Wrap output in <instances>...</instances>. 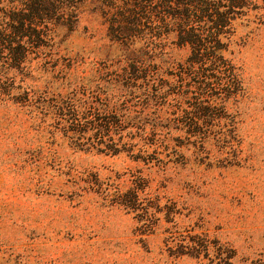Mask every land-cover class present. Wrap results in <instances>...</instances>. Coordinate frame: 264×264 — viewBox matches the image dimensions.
I'll list each match as a JSON object with an SVG mask.
<instances>
[{
  "label": "rangeland",
  "instance_id": "374dc122",
  "mask_svg": "<svg viewBox=\"0 0 264 264\" xmlns=\"http://www.w3.org/2000/svg\"><path fill=\"white\" fill-rule=\"evenodd\" d=\"M108 11L87 1L21 68L0 66V264H264V0L233 20L242 91L203 144L177 120L190 95L171 63L190 48L145 19L126 35ZM106 104L132 122L72 123ZM136 186L131 211L118 193Z\"/></svg>",
  "mask_w": 264,
  "mask_h": 264
},
{
  "label": "trees",
  "instance_id": "16d2710c",
  "mask_svg": "<svg viewBox=\"0 0 264 264\" xmlns=\"http://www.w3.org/2000/svg\"><path fill=\"white\" fill-rule=\"evenodd\" d=\"M87 1L101 3L106 13L119 11L118 24L126 26L122 31L126 35H131L134 25L145 19L158 22L161 30L158 37L163 42L173 34L172 44L190 48L185 61L171 63L179 65L181 87H188V92L180 90L178 97L190 95L191 110H186L177 120L203 144L202 134L209 132L214 120L228 119L226 104L242 91L238 68L225 52L233 35V20L250 8L252 0H0V66L8 71L21 68L31 54L47 45L48 33L54 27L73 25L80 7ZM127 62L134 69L144 67L147 60L131 52ZM89 108L94 109L90 120L73 115L72 123L92 125L101 136L107 135L104 130H118L132 122V116L119 111L115 105ZM158 120L161 127H170V120L162 117ZM139 191L136 186L119 192L118 203L128 210H139Z\"/></svg>",
  "mask_w": 264,
  "mask_h": 264
}]
</instances>
